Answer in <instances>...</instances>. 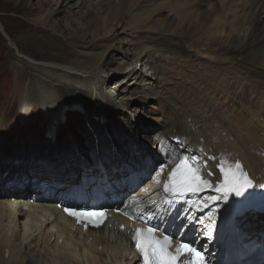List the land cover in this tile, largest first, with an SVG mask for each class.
<instances>
[{"label": "bare ground", "instance_id": "1", "mask_svg": "<svg viewBox=\"0 0 264 264\" xmlns=\"http://www.w3.org/2000/svg\"><path fill=\"white\" fill-rule=\"evenodd\" d=\"M30 1L5 0V4L15 13L30 16L34 11ZM139 1L120 0L110 20L103 24L92 20L93 11L87 17L91 20L92 29L100 36V31L107 35L106 30L111 24H121L125 20V28L133 32L123 41L122 52L135 66H144L150 75L148 83L151 88L149 91L140 88L139 94L146 101H159L164 107L162 114L168 117L158 118L162 125L152 126L147 133L153 134L158 127L171 123L170 129L155 140L162 153V156L161 153L160 157L159 153L156 156L164 157L171 168L180 160L182 152L199 153L203 149L199 158L215 174L219 160L224 159L230 166L238 161L256 182L257 187L243 195L253 204L264 186V0H221L208 12L201 9L208 0L177 3L170 0L164 4H156L159 0H143L136 13L131 14ZM51 5L52 2L47 0V4L40 8ZM166 10L173 13L175 19L172 23L169 18L162 20L163 33L168 32L176 20L179 23L175 31L177 40H170L161 33H158L159 37L146 35L149 31L145 29L151 19ZM60 14L61 11L56 10L43 25L64 34L66 31L62 30L61 23L55 20ZM145 14L148 16L142 19ZM26 22H21V26L25 27ZM186 24L190 25L185 29ZM88 25L84 24V28L88 29ZM3 30L6 32L5 28ZM39 33L44 35L39 37ZM72 34L71 40L76 47L79 46L65 49L58 36L45 28L28 30L23 40L30 44L31 49L46 50V53H38L39 61L26 57L24 63L50 80L63 77V83L71 80L85 84L81 75L98 79L101 84L91 83L93 89L88 85L85 89L93 99L95 96L107 98L108 92H98L105 89L102 84L109 80L101 74L103 60L109 49L114 47L110 44L114 39L105 41L106 45L93 44L88 47L90 51L85 52L82 46L88 44L87 37ZM5 35L12 39L11 35ZM62 49L68 61L72 60L70 64L57 63L61 62L59 57L55 59L58 61H53L52 53ZM35 79L43 89L42 81ZM114 91L123 92L116 88ZM52 93L49 90L43 94V107L54 103ZM101 98L94 99V112L100 113L95 114L104 121L105 108L113 103L114 97L103 103L99 102ZM81 107L80 104L76 106ZM100 108L103 110H98ZM67 109L68 106L61 105L50 113L48 133L51 136L41 138L33 145L31 143L30 149L24 147L21 156L13 145L9 149H1L0 132V264H133V261H127L132 252L123 235L116 232L109 235L84 233L73 220L61 214L57 204L71 200L60 194L83 196L93 186L109 184L128 196V208L139 203L147 209L161 198L162 184H157L158 177L154 175L158 169L155 151L140 160L137 152L125 150V135L106 140L100 123L93 127L96 133L90 130L83 133L84 138H80L77 146L60 148L55 132L62 129V115ZM81 111L85 112V109L81 108ZM94 138L99 140L97 145ZM170 139L171 142L174 139L182 142L174 146ZM91 141L88 149L86 143ZM136 145L140 151V145ZM50 150L54 156L48 155ZM28 152L34 155L33 159ZM81 157L86 160L82 161ZM40 160L45 164L41 166ZM98 165L103 170L94 168ZM152 169L154 176L147 180L145 177ZM41 184L47 188L33 191V187ZM199 218L195 220L199 221ZM262 221L264 215L261 214H246L238 220L251 226L249 233L256 231ZM208 233L209 229L199 224L194 227L192 237L213 255L216 248L207 240Z\"/></svg>", "mask_w": 264, "mask_h": 264}, {"label": "rangeland", "instance_id": "2", "mask_svg": "<svg viewBox=\"0 0 264 264\" xmlns=\"http://www.w3.org/2000/svg\"><path fill=\"white\" fill-rule=\"evenodd\" d=\"M50 1L52 2L51 6L40 8V6L47 4V0H31L29 3L34 11H31L30 16H25L23 15L24 13H15V11L11 10L8 5L5 4V0H0V132H2L1 138L3 143L1 149H9L13 145L18 148V156H21L24 147L30 149L31 143L33 145L41 138L50 137L48 133V118L50 117V113L56 111L61 105H66L68 109L62 115L64 125L61 130L55 132V138L60 148L64 145L67 149H72L74 146H77V142L80 138H84L83 133L88 130L94 131L93 127H96L100 123L99 127L102 129L106 140L111 141L112 139H119V136L122 137L125 135V141L123 142L126 144L125 148L127 149L125 150L128 152L132 150L137 152V156H140L139 159L141 157H148V154L152 151H155L154 157L157 153H159L158 156L160 157L161 152H159L160 150L155 140H158L165 130L168 131L170 129L171 123L164 124L163 127H158L157 131L153 134L148 135L147 133V130H150L152 126L158 124L162 125L157 121L158 118H163V116L164 118L168 117L162 114L164 107L159 101H146L139 94L141 91L140 88H145L147 91L151 88V85L148 83L150 75L147 73V70L144 69V66H135V64H132L133 62L129 58L127 59L122 52L125 39L130 37L133 32L127 27L125 28V20V22L121 24H111L106 30L107 35L100 31V36L99 32L92 29V25L90 24L91 20L87 17L89 12L93 11L95 15L92 20H98L103 24L104 21L110 20L112 12L119 6L120 0ZM169 1L170 0H159L156 4H160L161 2L164 4ZM171 1L174 3L182 2V0ZM220 1L221 0L205 1V5L201 7V9L202 11L205 10L208 12L212 6L219 4ZM142 3L143 0H140L139 5L136 6L135 9H132L131 14L136 13V10ZM56 10L61 11L60 17L57 16L55 20L61 23L62 30L66 31L64 34L63 32L55 31L51 27L43 25L44 21L49 18V15ZM262 12H264V7L262 8ZM172 14L166 10L162 14L153 17L147 29H145L149 32L145 34L148 36L151 35V37H159L160 35L158 33H161V35L170 40H177L175 31L179 23H176V20L171 29L166 33H163L161 27L163 19H170V22H173L175 16ZM147 16V14L142 15V19ZM230 19L232 18L230 17ZM25 20L27 22L24 25L25 27H23L20 23L25 22ZM71 22H74V25H72ZM86 23H89L88 29L84 28V24ZM189 25L190 24L184 25L185 29ZM3 28H5L6 32H4ZM39 28H45L58 36V40L65 49H76L79 46L76 47V43L71 40V37H73L72 33L85 35L88 39V44L82 46L85 52L90 51L91 48L88 47L93 44H97V46L102 44L106 45L105 43L109 39H114L113 43H110L114 47L109 49L103 60L104 66L103 73L101 74L102 76L108 77L109 80L105 85L102 84L105 89L98 92H108L109 95L107 94V98H101L100 96L94 97V99L101 98L99 102L101 101L102 103L103 101L108 102L114 97L113 103L105 108L104 121L100 120L101 116L99 117L95 114L97 113L100 115V113L94 112L96 110L94 108V99L89 95L88 89H85L87 85L90 86L91 83L94 85L101 84L98 79L87 78L80 74L83 81L85 80L83 83L86 85L76 81L73 83L71 80L67 83H63L65 82L63 77H58L56 78L57 80H50L43 74L34 71L30 65L24 63L27 60L26 57L39 61L41 57L37 56L38 53H46V50L31 49L30 44L23 40L28 30H38ZM5 33L11 35L12 39L9 38V36L7 37ZM37 35L41 37L44 34L39 33ZM10 40L14 41L16 45H12ZM65 53L63 49L62 51L57 50L52 53L51 57L53 61L61 59V62L57 63L65 62L70 64L72 60L69 62L67 57L64 56ZM58 57L59 59L55 60ZM141 74H143L142 78H140ZM35 78H39L40 81H42V85L45 86V89H41V87L37 85V80ZM123 81H125V83ZM70 82H72V84ZM115 88L123 92L118 93L114 91ZM49 90L53 92L51 96L54 97V103L48 106L44 105L43 107L41 105L44 101L43 94ZM115 92L118 93L117 96ZM79 104L82 106L81 108L85 109V112L87 111L86 114L84 111H81V108H76ZM101 109L103 110V108L98 110L102 111ZM153 139L154 141H152ZM94 141L96 145L99 143L98 139L94 138ZM171 141L170 139L171 144L178 146ZM91 143L92 141L86 143L88 149L91 147ZM136 144H138V146L140 145V151H138ZM48 155L54 156L53 151H48ZM29 156L32 157V159L34 158V155L31 153H29ZM81 159L82 161L86 160L84 157H81ZM87 160H89V158H87ZM157 160V165H160L159 163L166 164L163 158L157 157ZM40 162L41 166L45 164L42 160H40ZM94 168H96L97 171L103 170L101 165H98V167L94 166ZM153 170L154 169L149 172ZM7 175L8 173L6 176ZM42 186L45 185H37V188H41Z\"/></svg>", "mask_w": 264, "mask_h": 264}, {"label": "snow or ice", "instance_id": "3", "mask_svg": "<svg viewBox=\"0 0 264 264\" xmlns=\"http://www.w3.org/2000/svg\"><path fill=\"white\" fill-rule=\"evenodd\" d=\"M203 167L186 157L181 158L167 178L168 183L164 186V192L179 198L185 194L197 193L203 188L211 187L212 185L202 171ZM219 167L223 182L216 190L223 192L225 197L233 193L237 197L243 196L245 192L254 187L253 180L249 178L238 161L233 166L227 167L224 162H221ZM212 199L216 200L218 197H212ZM65 211L71 216L87 220L96 226L102 224L107 218L103 211L77 212L73 209H65ZM142 222L149 223L148 221ZM158 231L160 229L150 223L147 228H137L133 231L132 240L134 247L142 257V264H205L204 254L191 244L182 242L175 251H172L173 237L165 234L160 238L156 235ZM185 256L191 258L182 259Z\"/></svg>", "mask_w": 264, "mask_h": 264}, {"label": "water", "instance_id": "4", "mask_svg": "<svg viewBox=\"0 0 264 264\" xmlns=\"http://www.w3.org/2000/svg\"><path fill=\"white\" fill-rule=\"evenodd\" d=\"M243 170L246 171L247 174H248V176L252 178V175H250V174L248 173V171H247L245 168H244ZM263 185H264V182H263Z\"/></svg>", "mask_w": 264, "mask_h": 264}]
</instances>
